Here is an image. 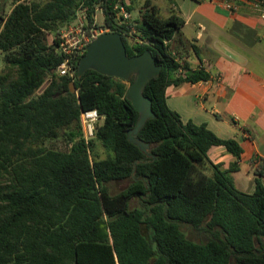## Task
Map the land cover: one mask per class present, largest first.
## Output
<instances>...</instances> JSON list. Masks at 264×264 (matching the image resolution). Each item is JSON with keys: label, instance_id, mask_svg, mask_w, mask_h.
Returning a JSON list of instances; mask_svg holds the SVG:
<instances>
[{"label": "trees", "instance_id": "16d2710c", "mask_svg": "<svg viewBox=\"0 0 264 264\" xmlns=\"http://www.w3.org/2000/svg\"><path fill=\"white\" fill-rule=\"evenodd\" d=\"M116 2L0 0V52L13 69L0 73V264H264V160L253 191L235 185L239 140L182 119L166 102L168 85L210 76L171 47L184 19L145 0L139 17L119 22ZM97 8L128 55L149 49L161 64L143 89L155 112L136 133L147 152L127 136L138 116L126 96L132 76L78 75L82 53L71 73L56 70L63 54L46 34L81 9L92 25ZM88 108L99 118L85 138ZM57 137L63 148L48 143ZM219 145L235 157L228 166L209 156ZM114 180L127 183L112 192Z\"/></svg>", "mask_w": 264, "mask_h": 264}, {"label": "crops", "instance_id": "0c3cea01", "mask_svg": "<svg viewBox=\"0 0 264 264\" xmlns=\"http://www.w3.org/2000/svg\"><path fill=\"white\" fill-rule=\"evenodd\" d=\"M223 1L170 2L184 19L171 40L173 51L180 61L202 67L210 76L168 85L166 102L182 119L204 121L218 135L239 140L243 150L239 169L232 172L235 183L243 157L254 174L264 160V0L260 6L254 0H231L237 4L232 10ZM209 156L223 166L235 158L221 145L212 146ZM253 182L245 191L254 190Z\"/></svg>", "mask_w": 264, "mask_h": 264}, {"label": "water", "instance_id": "95a60500", "mask_svg": "<svg viewBox=\"0 0 264 264\" xmlns=\"http://www.w3.org/2000/svg\"><path fill=\"white\" fill-rule=\"evenodd\" d=\"M87 68L123 79H129L132 76L126 96L138 110V116L133 127L127 130V136L142 151L147 152L149 143L138 137L136 133L148 117L155 115L152 100L143 93V89L151 77L159 74L161 64L156 62L149 49L128 55L120 32L108 29L92 38L80 55L77 62V74L80 75ZM69 85L70 90L74 91V82L70 81Z\"/></svg>", "mask_w": 264, "mask_h": 264}, {"label": "built area", "instance_id": "2783aa9c", "mask_svg": "<svg viewBox=\"0 0 264 264\" xmlns=\"http://www.w3.org/2000/svg\"><path fill=\"white\" fill-rule=\"evenodd\" d=\"M263 0H254L255 6L262 5ZM224 7L235 9L237 4L231 0L223 1ZM85 10V9H84ZM115 18L119 22L126 21L130 18L131 12L126 8L125 4L120 0L114 4ZM261 17L264 18V9H261ZM86 17V15H85ZM131 29L132 26H131ZM108 30L107 28H97L93 25L88 26L82 22L81 17H77L76 23L67 24L60 32V40L57 44V49L62 52L63 58L57 65L56 70L59 74L71 73L72 63L75 56L85 51L88 42L97 36L101 31ZM183 68L179 67L177 73H182ZM85 138H89L94 134L95 121L99 118V113L96 108H88L80 113Z\"/></svg>", "mask_w": 264, "mask_h": 264}, {"label": "rangeland", "instance_id": "374dc122", "mask_svg": "<svg viewBox=\"0 0 264 264\" xmlns=\"http://www.w3.org/2000/svg\"><path fill=\"white\" fill-rule=\"evenodd\" d=\"M133 1V8L131 9V18L134 20L137 17H139L140 9L144 8L145 0H132ZM151 2L157 4L159 6V12L162 16H166L171 8L170 1L168 0H150ZM0 14H2V11H0ZM86 13L84 9H81L77 15L81 17L82 22H85V24H88L87 19L85 17ZM77 17L74 19V21L70 23H76L77 22ZM103 21V13L100 8H97L95 13L93 14V22L92 25L97 27V28H104L102 25ZM65 26L59 27L56 31L48 32L46 34V41L48 42H53V39H57V44L60 40V32L63 30ZM57 47V46H56ZM13 71V69L10 67L8 62L5 60L4 55L2 52H0V73H4L5 71ZM98 121V119L95 121V123ZM49 144H52L54 146H57L58 148H63L64 147V141L61 137L54 138L50 141H48ZM255 170V168H254ZM255 174L250 170L248 166V161L246 157H243L241 159V169L239 172H235V185L243 190L249 189L253 187V177ZM127 183V180H114L110 184L111 191L116 192L122 187H124ZM135 201H132V204H134ZM188 235H190L192 238L199 240V239H204L205 235L203 232H196L194 234L188 232Z\"/></svg>", "mask_w": 264, "mask_h": 264}]
</instances>
